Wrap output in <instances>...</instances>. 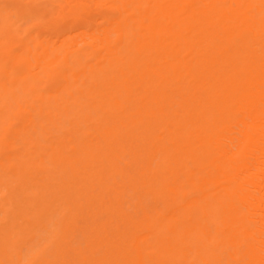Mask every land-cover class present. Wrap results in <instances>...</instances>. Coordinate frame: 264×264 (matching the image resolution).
Listing matches in <instances>:
<instances>
[{"label":"bare ground","instance_id":"1","mask_svg":"<svg viewBox=\"0 0 264 264\" xmlns=\"http://www.w3.org/2000/svg\"><path fill=\"white\" fill-rule=\"evenodd\" d=\"M0 264H264V0H0Z\"/></svg>","mask_w":264,"mask_h":264}]
</instances>
